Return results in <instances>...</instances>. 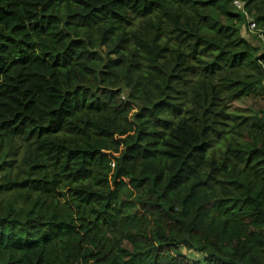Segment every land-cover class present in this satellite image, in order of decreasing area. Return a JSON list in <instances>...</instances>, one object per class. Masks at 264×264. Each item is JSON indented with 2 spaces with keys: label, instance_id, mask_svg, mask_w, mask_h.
<instances>
[{
  "label": "trees",
  "instance_id": "1",
  "mask_svg": "<svg viewBox=\"0 0 264 264\" xmlns=\"http://www.w3.org/2000/svg\"><path fill=\"white\" fill-rule=\"evenodd\" d=\"M246 24L234 0H0V264H264Z\"/></svg>",
  "mask_w": 264,
  "mask_h": 264
},
{
  "label": "rangeland",
  "instance_id": "2",
  "mask_svg": "<svg viewBox=\"0 0 264 264\" xmlns=\"http://www.w3.org/2000/svg\"><path fill=\"white\" fill-rule=\"evenodd\" d=\"M243 35L249 39L254 45L257 47H263L264 46V33L263 35H259V31H251L248 27V25H245L242 30ZM237 108L243 110V111H250L252 109V100L240 103L237 105ZM183 251L194 260H201L203 261V255L200 252L197 251H188L185 248H183Z\"/></svg>",
  "mask_w": 264,
  "mask_h": 264
},
{
  "label": "clouds",
  "instance_id": "3",
  "mask_svg": "<svg viewBox=\"0 0 264 264\" xmlns=\"http://www.w3.org/2000/svg\"><path fill=\"white\" fill-rule=\"evenodd\" d=\"M235 1H240L241 3H243V4H244V5H243V8H238V7L236 6V4H235ZM234 6L236 7L237 10H239V11H241V12H243V13L246 14V18H247V24H246V25H248L249 29L251 30V27H250L251 22H255V23H256V21L253 19V17H251V16L249 15L248 11L246 10V3H245V1H243V0H234ZM244 27H245V26H244ZM256 27H257V30H256V31H259V35H263V33H262L263 31H262L261 29L258 28L257 23H256ZM251 31H253V30H251ZM254 32H255V31H254ZM204 262H207V260H203V261H201L200 264H203ZM211 262H214V261H211ZM214 263H215V262H214Z\"/></svg>",
  "mask_w": 264,
  "mask_h": 264
},
{
  "label": "built area",
  "instance_id": "4",
  "mask_svg": "<svg viewBox=\"0 0 264 264\" xmlns=\"http://www.w3.org/2000/svg\"><path fill=\"white\" fill-rule=\"evenodd\" d=\"M235 4H236V6L238 8H243V5H244L240 1H235ZM250 27H251V30H253V31H256L257 30L256 23L255 22H251ZM203 264H217V263H214V262H211V261H207V262H204Z\"/></svg>",
  "mask_w": 264,
  "mask_h": 264
}]
</instances>
